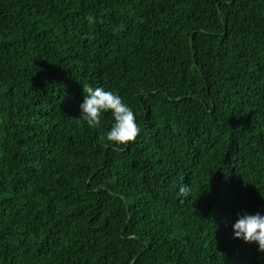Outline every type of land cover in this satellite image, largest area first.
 <instances>
[{"label":"trees","instance_id":"16d2710c","mask_svg":"<svg viewBox=\"0 0 264 264\" xmlns=\"http://www.w3.org/2000/svg\"><path fill=\"white\" fill-rule=\"evenodd\" d=\"M87 86L136 114L125 150ZM257 213L264 0H0V264H264Z\"/></svg>","mask_w":264,"mask_h":264},{"label":"clouds","instance_id":"9594fccd","mask_svg":"<svg viewBox=\"0 0 264 264\" xmlns=\"http://www.w3.org/2000/svg\"><path fill=\"white\" fill-rule=\"evenodd\" d=\"M89 23H103L102 18L88 16ZM84 101L80 105L81 118L87 122L88 126L95 128L100 126L103 114L110 112L114 123L108 131L106 138L109 144L119 146L117 150L123 151L127 145L134 143L140 134V128L136 123V114L124 103L123 99L102 87L93 88L87 86L83 88ZM181 193L186 191L180 189ZM234 238L242 239L246 243H256L258 251L264 252V216L259 213L254 215L243 214L238 217L233 225Z\"/></svg>","mask_w":264,"mask_h":264}]
</instances>
